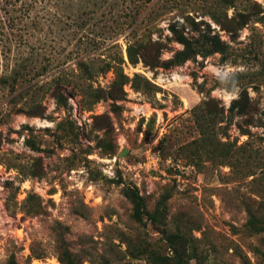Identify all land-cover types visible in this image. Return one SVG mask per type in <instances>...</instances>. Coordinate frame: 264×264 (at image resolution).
Segmentation results:
<instances>
[{"label": "rangeland", "instance_id": "rangeland-1", "mask_svg": "<svg viewBox=\"0 0 264 264\" xmlns=\"http://www.w3.org/2000/svg\"><path fill=\"white\" fill-rule=\"evenodd\" d=\"M246 1H236L228 17ZM252 1L264 9V0ZM125 2L113 11L119 23L103 10L82 42L62 38L31 50L17 42L16 20L9 36L19 3L0 0V264L11 257L66 264L65 254L71 264H149L151 254L171 256L165 237L176 233L194 251L184 264H264V232L248 225L251 213L264 226V10L231 39L204 16L214 0ZM61 9L51 8L75 14ZM186 16L209 22L228 53L153 71L128 63L129 17L137 18V34L149 30L152 41L166 43L167 60L180 49L167 27ZM96 39L107 44L88 67L90 80L78 59L61 66ZM37 52L62 60L44 71ZM119 56L129 80L124 97L88 106L87 89L107 92L115 78L98 65ZM56 87L66 107L56 104ZM242 89L253 112L232 116L228 108ZM207 102L222 114H210ZM120 178L138 189L149 213L159 208L157 223L133 219L114 184Z\"/></svg>", "mask_w": 264, "mask_h": 264}, {"label": "trees", "instance_id": "trees-1", "mask_svg": "<svg viewBox=\"0 0 264 264\" xmlns=\"http://www.w3.org/2000/svg\"><path fill=\"white\" fill-rule=\"evenodd\" d=\"M236 1L238 0H214L213 4L205 7L204 13V16L209 18L210 23L218 26L220 31L229 34L231 39L237 37L239 31L248 23L259 20L258 15L263 13L262 10H264H257L260 6L256 2L249 0L246 1L243 10H234L233 14L228 17L227 11L235 9ZM17 3H19L17 7L19 9H12V13L18 12V15H16L17 17L15 18L11 17L12 26L10 25L9 36L14 34L13 21L15 22L16 20L17 27H19L18 31L15 32V34H17V42H19L21 46H27L29 44L31 50H35L38 47H45L47 41L57 44L62 38L69 40L77 39L78 42H82L85 39L83 37L84 33L82 32H85V29L89 30L92 21L96 23L103 19V10H108V13H110L114 19L113 23H119V19L116 20L117 18L113 11H116V8L120 6V4L126 2L125 0H17ZM15 4L16 2L14 6ZM51 8H62V12L63 10L70 9L75 14L67 18L66 15L54 12ZM39 10L43 12L41 15L38 12ZM98 16L99 19L97 20ZM67 19L70 20V23H68ZM184 20L185 24L179 25V23H173L167 27L170 35L169 41L179 45L180 49L173 51L169 59L161 60L162 51L168 48L166 43H162L158 40L152 41L149 30L143 31L140 35L137 34V18L129 17L127 20V27L131 30L125 43V54L128 63L132 66L141 63L153 71L160 68L171 69L178 67L188 61H195L197 57L206 59L214 54L225 56L228 53L229 45L220 39L218 34L215 33V30L210 27L209 22L204 20L196 21V18L190 16H186ZM45 23L48 24L47 27ZM30 30H32V32H30ZM34 32L41 34L43 38L37 37L34 39V36H31V34L34 35ZM61 32H64V34L66 32L67 34L61 37ZM117 36H119V34L116 35L115 38ZM102 41L104 42V40ZM99 42L100 41L96 39V41L90 44L88 42L83 43L85 47H83L84 49L82 51H78L72 57H64L63 62L61 61L62 59H58L60 55L49 57L47 54L41 52L34 53V55H36L38 63L43 66L42 70L44 71H47L48 68L52 69L53 63L55 64V62L59 63L61 61V66H63L68 63L67 61L69 59L70 61L78 59L79 61L76 63L77 67L81 70L82 75H84L87 80H90L92 78V73H90L88 67L102 52L101 46L107 44V42ZM115 45L116 44H111L108 45V47ZM79 52L84 53L86 57L85 60L82 59V56L78 57ZM123 63L124 60L122 56H119L110 59L104 63L103 66L98 65L103 73L112 70L115 78L111 89L107 92L98 89H87V93L84 96L86 100H84V102H86L88 106H93L104 97L112 100L124 97L123 86L129 80L122 73L121 65H123ZM143 80L148 84L146 79L143 78ZM51 94L57 105L60 107L67 106V99L61 87H56ZM102 94L106 95L103 96ZM206 106L210 114H222V109L217 110L213 102H207ZM228 112L230 115L238 117H247L252 114L253 107L246 89H242L237 99L231 101ZM247 124L249 123L247 122ZM241 130L244 134H248L246 130ZM205 147L204 141L202 142V149ZM228 154L229 151L225 150L221 156L227 157ZM114 184L121 187L122 195L132 205V217L136 222L145 224L144 220H146L151 223H157V220L160 218L159 208L153 213H149L136 187L124 185L121 178L114 181ZM248 225L254 232H264V226H262L259 219L251 213L249 214ZM165 240L168 244L171 256H156L151 254L149 264H184L185 260L192 258L194 251H191L187 239L180 233L168 235L165 237ZM62 262L71 264V259L65 254ZM7 264L17 263L14 258L11 257Z\"/></svg>", "mask_w": 264, "mask_h": 264}]
</instances>
